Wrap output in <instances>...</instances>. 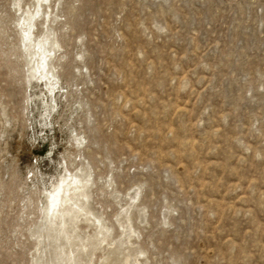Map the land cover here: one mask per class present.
Segmentation results:
<instances>
[{"label": "rangeland", "instance_id": "rangeland-1", "mask_svg": "<svg viewBox=\"0 0 264 264\" xmlns=\"http://www.w3.org/2000/svg\"><path fill=\"white\" fill-rule=\"evenodd\" d=\"M0 264H264V0H0Z\"/></svg>", "mask_w": 264, "mask_h": 264}, {"label": "bare ground", "instance_id": "bare-ground-1", "mask_svg": "<svg viewBox=\"0 0 264 264\" xmlns=\"http://www.w3.org/2000/svg\"><path fill=\"white\" fill-rule=\"evenodd\" d=\"M44 65V69L46 68L47 66V63H46V60L43 61L42 63ZM42 66V65H41ZM68 188H69V185L68 184H65V185H62L57 193L55 194V196H53V199L51 200V203L53 205V208L55 209L56 207H59L62 205V203L65 201L66 199V196L65 194H67L66 192L68 191Z\"/></svg>", "mask_w": 264, "mask_h": 264}]
</instances>
